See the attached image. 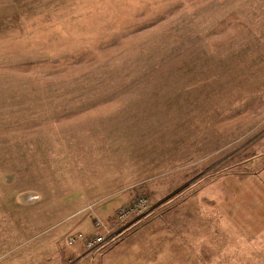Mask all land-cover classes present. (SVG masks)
Masks as SVG:
<instances>
[{"label":"rangeland","instance_id":"obj_1","mask_svg":"<svg viewBox=\"0 0 264 264\" xmlns=\"http://www.w3.org/2000/svg\"><path fill=\"white\" fill-rule=\"evenodd\" d=\"M120 247L264 264V0H0V264Z\"/></svg>","mask_w":264,"mask_h":264},{"label":"built area","instance_id":"obj_2","mask_svg":"<svg viewBox=\"0 0 264 264\" xmlns=\"http://www.w3.org/2000/svg\"><path fill=\"white\" fill-rule=\"evenodd\" d=\"M145 200L146 199L143 197H139L138 199L136 198V200L133 201L130 206H125L117 210L115 213L117 219L116 222L121 223L126 219V217L130 216L131 214L135 212H141L146 206ZM93 225L94 227L101 226L104 228L103 223L97 220L96 218L93 219ZM113 236L115 235L113 233H109V231L106 234H101L100 232L87 235L82 233H76L67 235L65 237V242L69 245L78 242L81 243L86 248V250L92 251L104 244L105 241L112 238Z\"/></svg>","mask_w":264,"mask_h":264},{"label":"crops","instance_id":"obj_3","mask_svg":"<svg viewBox=\"0 0 264 264\" xmlns=\"http://www.w3.org/2000/svg\"><path fill=\"white\" fill-rule=\"evenodd\" d=\"M87 206V205H86ZM86 206H84V207H86ZM83 207V208H84ZM120 241H125V244H126V242L127 243H129L128 241H129V238H124V239H122V240H120ZM138 241H136V242H134V244H136L135 246L137 247V251L138 252H141L142 251V246H141V243L143 244V242L142 241H139L138 243H137ZM131 244V243H130ZM127 248H118L117 250H116V252L112 255V256H114L113 258L111 257L110 258V260H108V263L107 264H128V260H127V258H129L128 256H127V254H129L130 253V249H127ZM82 245H80V243H79V245L77 246V248H75L74 249V251L77 253L76 255V259H74V261L75 262H81V261H86V259H90V260H93V258L96 256V255H100L101 256V258L103 257L104 258V255H106V254H104V253H102V254H100L101 252H92V253H88V252H85L84 250H82ZM73 253V252H72ZM101 262H102V260H101ZM143 262H142V258H140L139 259V261H138V264H142ZM83 264H87V263H83Z\"/></svg>","mask_w":264,"mask_h":264},{"label":"trees","instance_id":"obj_4","mask_svg":"<svg viewBox=\"0 0 264 264\" xmlns=\"http://www.w3.org/2000/svg\"><path fill=\"white\" fill-rule=\"evenodd\" d=\"M112 238H113V237H112ZM112 238L108 239V241L111 240Z\"/></svg>","mask_w":264,"mask_h":264}]
</instances>
